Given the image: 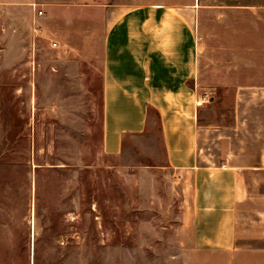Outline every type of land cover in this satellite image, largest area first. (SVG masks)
Listing matches in <instances>:
<instances>
[{"label":"rangeland","instance_id":"374dc122","mask_svg":"<svg viewBox=\"0 0 264 264\" xmlns=\"http://www.w3.org/2000/svg\"><path fill=\"white\" fill-rule=\"evenodd\" d=\"M96 1L0 0V264H264L248 239L196 247L156 110L104 153L109 0ZM249 3H197L201 124L231 125L237 90L264 86V9Z\"/></svg>","mask_w":264,"mask_h":264},{"label":"crops","instance_id":"0c3cea01","mask_svg":"<svg viewBox=\"0 0 264 264\" xmlns=\"http://www.w3.org/2000/svg\"><path fill=\"white\" fill-rule=\"evenodd\" d=\"M197 3L108 1L102 147L120 154L126 135L146 130L148 107L156 110L168 166L184 178L196 247L231 251L248 239L258 256L264 254V86L237 90L231 125L201 124L205 106L190 85L202 39L194 29L204 9ZM254 3L264 9V0L244 6Z\"/></svg>","mask_w":264,"mask_h":264},{"label":"trees","instance_id":"16d2710c","mask_svg":"<svg viewBox=\"0 0 264 264\" xmlns=\"http://www.w3.org/2000/svg\"><path fill=\"white\" fill-rule=\"evenodd\" d=\"M149 109H151L150 107H148V110ZM158 116H159V120H160V122H161V119H160V115H159V113H158ZM123 142H124V139H123Z\"/></svg>","mask_w":264,"mask_h":264},{"label":"built area","instance_id":"2783aa9c","mask_svg":"<svg viewBox=\"0 0 264 264\" xmlns=\"http://www.w3.org/2000/svg\"><path fill=\"white\" fill-rule=\"evenodd\" d=\"M40 15H42V13L40 12Z\"/></svg>","mask_w":264,"mask_h":264}]
</instances>
